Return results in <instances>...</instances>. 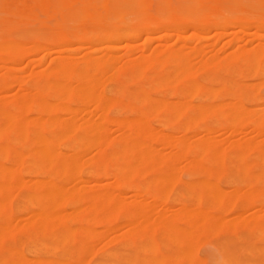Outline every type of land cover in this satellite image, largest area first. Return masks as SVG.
Wrapping results in <instances>:
<instances>
[{
    "label": "rangeland",
    "instance_id": "374dc122",
    "mask_svg": "<svg viewBox=\"0 0 264 264\" xmlns=\"http://www.w3.org/2000/svg\"><path fill=\"white\" fill-rule=\"evenodd\" d=\"M198 1L200 3V6H201V8H200L201 12L198 11L196 13V22L193 24L191 22L189 23V21L187 20L190 18V14L192 12L191 4L188 0H93V6L95 7L96 10L93 7L92 8L93 11L90 10L86 13V16L84 18L85 20L80 25L82 34L79 37L69 35L68 38H66V40L54 42L53 41L54 34H56L58 32L59 26H64V28H65L64 30L66 31V30H70L77 23V19H78L77 18L78 17L77 9L79 7H81V5H80L81 0H66L65 4H57L58 0H54L55 6L53 4H48L47 0H0V42L1 43H4L2 41H8V40L16 39V38L22 39L23 37H25L29 33V31L32 28L37 27V26H42L45 24L47 25V27L43 28L36 35V39L39 41L40 45L43 46V49L41 51H40V49L36 50L35 48L34 49L31 48L30 52L26 53V55H24L23 58H21L19 61L15 62V63L5 64L2 60V58H0V81H2L8 75L9 76L11 75V77H10L11 80L8 81V83L10 82V84H9V86L7 85L8 88L6 87L4 92L3 91L0 92V94H2V98H3V99L1 98L2 106L8 105V103L10 104V102L18 94H22V93H26V92L32 93L29 91H32V89L35 90V88L38 85H40V83L42 84V81L48 76L47 74L50 73V71L47 70L48 69L47 67H48V64L51 63V61H50L51 59H52V61H53V58L59 59V60H64V59L69 57L70 59H69L68 63H70V65L69 64L68 65L71 67V70H70L71 73L69 72V74H66L67 77L62 76L63 77L62 80L65 79L63 81L59 78V77H61V75L57 77L60 80L61 84H64L65 81L66 82L69 81V83L73 84L72 85L73 88L76 87L74 85L84 87V86H87L88 84H89V86L93 83L99 84V85L96 84L97 87L96 86L93 87L91 85V88L93 87L92 89H94L93 91L95 92V94H99V96H100V98L98 97L99 102L96 101V103H95L94 101H92L90 99L91 101L87 100V101H89V104H87L88 103L87 101L85 102L86 105L85 104L81 105V104L75 103V102L72 104V106L77 108L79 111L78 112L79 115L77 116L78 122H79V120H81V122H83V120H86L87 118H90V117L92 120H94L95 117L97 119H101V120H97L95 118L97 120V122H100V123H102L103 119H105V118L107 119L110 117L109 119L112 120L117 116L120 117L122 120H126L129 118L128 116H131V114H137V110L138 111L141 110L142 112L145 113L146 124H147L148 129L150 130L151 134H154V135H152V142H151L152 146H150L149 151L152 152L154 154V156L158 157V161L149 164V165L153 166L152 168H151V166L148 165L149 168L147 167V171L148 170H150V171H148L147 173H145L142 176H139L136 179L137 182H139V181L141 182V185H142V183L143 184L145 183L144 184L145 186L143 187L144 191H142V193H141V191H139V189L134 190V189L127 187L128 185H126V186L120 185L117 188H114V192L116 191L115 193H117V194H119V193L121 195L123 194L122 197H124V198H122L121 201H124L123 202L124 205H121V210H117V211H119V212L116 211L117 214H116V212H114V213L112 212V214H115L113 216H112V214H110L111 213L110 211H112V210H109V209H111L109 207L106 208V210L109 212H107L105 209H104V211H106V212H104L103 210L98 208V210L99 209L101 210V211L99 210L101 213L103 212V214H101V215L99 214L100 212L98 210L94 211L97 209V207L101 203H103L104 200L103 199L101 200L100 196L95 198V200H94V198H90V197H92V195H91L92 191L94 192L96 190L94 193H96V192L100 193V191H101V194H103V193H109L112 190V184H111L112 179H111V177H107V176L102 177L103 174H100V177L98 178V180L93 181L94 183L91 182L92 181L91 180V172L96 170V162L98 163V162L104 161L106 158L109 157L108 155H106V153L110 154V152L112 151V149L114 147V142L116 141V139H118L117 137H119L120 131L115 128L116 124H114L113 122H112L113 125L109 123L108 124L109 126L106 125L105 126L106 129H103L105 131V133L102 134L104 132L103 130H102L103 132L101 131L102 133H100L101 137L103 136L102 141L99 139V141H101V143L98 142V144L96 143L97 145L95 143H93V145H91L90 149L88 148L89 150L87 149L86 152L84 151L85 154L83 152L79 153V155L80 154L81 155L80 156L78 155V156L80 159H82L79 161H81L80 163L83 165V167H82V165L80 164L81 168H79V171H80L78 173L79 175L77 174L76 175L77 177L72 176L73 178H71L69 181L67 180L65 182L66 184H64L65 186L63 185L65 187L64 190L66 191L64 193H66V194L71 193V191L74 192L75 189H81V188L83 189L84 184L87 185V188H85V190L81 189L82 191L81 190L75 191L76 192V194H74V197L76 196L74 199L75 205L74 204L71 205L67 198H66L67 201H65L63 199L65 204L63 203V200H61V202H59V200H58V202H57V197L54 195V197L56 198L55 199L56 202L54 201V197H53L52 198L53 200L52 199H50V200L49 199L48 200L43 199L42 202L40 203V206H38L39 204H36V202H34V205H36V206H33V205L28 206L26 203V200H25V195L29 191H31L33 188H35L36 186H38L40 184H42L44 186H48L49 185L48 183H51V182L52 183H58L60 181V179L63 178L62 177L63 174H61L59 172H57V173L52 172L50 174V176L45 174L41 170H40L41 172L37 171V173L31 174V175L27 173V171H28L27 168H29L27 166H29L28 164H31V162H32L31 158H33V155H34V154L32 155V153H34L36 151V147H30L29 146V139L32 136V135H30V133L32 134V130L35 129L34 127H36V129L34 130L35 132L41 130V127H38L39 125H37V126L35 125L36 124L35 122L38 121L36 116L39 117L38 116L39 114H36V116H34L36 119L35 118L32 119L33 121H29V125H27V127H28L27 129L29 130V133H28L29 137L27 136L28 138L25 139V141L26 140L27 141L26 142L23 141V143L25 142L24 144L22 143L23 145H26L25 158L22 161V165H20V166L18 165L19 167L16 168L17 171L13 172V175L15 176V177L13 176V178H15V179H17V177L20 178V180H18V179L17 180L23 186L22 185H17V186L13 185V187H15V188L10 186L9 189H7L9 191L7 193V196H8V194L9 195L11 194L10 195L11 198H10V196H8L10 201L8 200V202H5V204H4V208L10 206L11 209L13 210V211L11 210L12 213H11V211L8 213V217L6 216L7 217L6 221H8V222L10 221L9 224L11 223V225L13 227H12V229H9V230H12V232L8 230L9 233H7L8 231H5V230H7V229H5L4 231L6 233L4 231H3L4 232L3 234H2V232L0 233V237L2 238V239L0 238L1 239L0 248H6L9 246V247H12L14 250L15 249L18 250V253L21 252L20 253L21 255L16 254L13 258H15L16 260L22 261L23 258H21V257L27 258V256H28L29 259H32V258L34 259L36 257V260H37V258H38V260L40 259L39 261L48 258L50 260L55 259L54 261H57V262L58 261L64 262L63 260H68V258L71 255L75 256L77 253H79L82 249L81 247H83V248L86 247V248H84L85 249L84 255L88 251L87 248H89L91 251L89 250L90 252H87L88 258L86 257L87 254H86V256H84L82 254L83 255L82 257H84V259L86 257V259H87V260H85L86 263H82V264H95L101 260V258L103 257L104 251H106V250L123 251L125 246L127 245V242H125L124 238L128 237L127 239L129 241L128 240L127 241L130 243V244L128 243L129 244L128 246L132 247V249H135V246L137 244H136L134 238L138 235H142L143 233L150 235V237L154 240L156 247H154L155 249L153 251H155L161 255H164V256L172 255V253H176L179 250V247L184 245L183 242H185L187 236L183 237V239H182L183 242H180L181 239L179 240L180 245H178V243H177V245H172V244L169 246L163 245V244H166L167 242H169L168 241V238H169L168 235L174 234V231L173 230L164 231L160 227L161 223H159V220L161 221V218H162V219H165L167 222H170L171 224L173 223L175 225L176 229L177 228L180 229V226H181L182 229H180L179 231L186 229V227H187V231H188L189 228H188V224H187L186 220L179 219V220L175 221V219H173L172 216L174 218H176V216H174V215H176L175 211H177V208L180 206L178 203L181 204L187 200V196H186V194L188 192L187 183H189V181L194 182V184H195L194 186L196 187V195L198 194L197 195L198 198L195 196L198 199V201H196V203H197L196 205L203 207V210H204L203 211V214H204L203 219L204 220L207 219L211 214L218 213L219 216L222 218V220H224L225 218H228V219H225V221H229V219L231 218L232 221L235 219L237 221L238 219L240 220V216H238V214H239V215H241V220H242L241 222L243 224L238 222L239 221L238 220L237 221L238 223L235 221V224H233L231 226L232 228L229 227L227 229L226 228H223V229L220 228L218 230L216 229L215 230L216 233L213 232L214 231L213 227L205 224V226H207V228H209V229L204 227L205 229L203 228L201 230V232L198 235L199 237L197 236L196 239L194 238L196 240V242L192 243V245L194 244V246H196V247L193 246L194 248L192 249L191 252L195 251L194 255L196 257L192 253L191 260L186 261L188 263H186L185 261H182V262H178V264H199V263L200 264H217L219 262V260L221 259V252H229L232 250L235 251L240 246L244 245V240L242 238L246 239V237L249 235L250 227L252 225L250 221L253 222L252 219H256L255 221L258 220L261 224H264V219H262V217H264V201H262V198H264V197H260V196H264V191H260V193H259V191H257L252 195V197H250V199L247 198V200L245 201V204H244L245 210L241 207L242 202H243V197L245 195L246 196L248 195L246 193H248L249 191L253 192V190H255L257 187L264 186V180L261 179L258 182L257 180H259V179L256 176L248 177L246 175V173H249V172L252 173L253 171L261 169L262 167H264V164H262L260 161L255 159L257 154H258V148H256V147H258V145L264 143V84H262V83H264V67H262V64H264V54H262L261 51H260V54H258L259 49H264V37H260L257 40L255 38V34H260V35L264 36V26H262V25H264V3H262V1H264V0H198ZM19 8L24 10V12L19 11L20 10ZM16 9H18V10H16ZM135 10L140 11V13H143V15L137 17ZM17 11H19L20 13H23V14L24 13L28 14V16L26 15V17L29 20H26L24 18L25 21L22 22L23 17H21V16H20V18H22V19L19 20L20 19L19 16L17 17L15 15V13H18ZM8 12H12V13H8ZM13 12H14V17L12 15ZM113 12H116V13L119 12L118 13L119 15L122 14L121 17L125 18L126 21H128V24L131 23L132 21H134V22L136 21V29H137V27H139V28L141 27L140 28L141 31H139L138 35L133 39H130V40L124 39V40H118V41L114 42L113 44L115 46H117L118 50L116 49V50H113V52H112L111 50H107V49L103 48L104 47L103 45H107V44H109V42H107V41L104 42L103 40H100V34L99 33H101V30H103V28L104 29H106L107 27L111 28L110 27L111 21L107 22L104 20V18L106 16V14L112 15ZM144 12H146L145 15H144ZM9 14H11L12 16L10 15L11 16L10 17ZM68 14H70V18H67ZM210 14L214 15L213 16L214 18L210 17L209 16ZM215 14H217L218 16L219 15H221V16L227 15L230 17L231 22L229 21V24L228 25L226 24L227 26H225L224 30L227 32L224 31L226 33V34L224 33V35H226V36L223 35L224 37H222V35L221 36L218 35V37H217L216 33L213 34V32H214L213 28H214V25H216L217 19H218L217 17H215L216 16ZM29 15H31L32 18ZM115 16H116L115 14L112 15L113 18ZM17 18H19V19H17ZM33 18L34 19L36 18L35 21L33 20ZM206 20H208L209 22ZM47 21H49V22H47ZM204 21H206V22H204ZM12 23H19L20 28L18 30H11L10 26ZM236 23H238L240 25L238 26V24H236ZM93 24H96L98 26V40H100V42L102 41L104 43L101 42L99 44V41H98V44L96 46V48H98V50L88 54V53H86L85 48L87 46L88 33H89L90 29L92 28ZM160 25H162V26H160ZM146 27L147 28L150 27V31L147 34L145 31L143 32V28H146ZM162 32H166V33H170V34L172 33V36H170L167 39V37H162ZM233 32H234V34H233ZM244 33H246V35ZM247 33H248V35H247ZM178 34L181 35L183 38H187L188 40L187 39L184 40V41L187 40V42L183 43L184 46L181 45L183 47H180L179 49L177 47L176 50L175 49L171 50V52L174 55H176V58L181 60L180 63H182L181 65L179 64V66L177 65L178 63L174 64V66H173V64L172 65L168 64L169 63V62H167L168 59H166L167 57H165L166 55L164 54L165 51H163L165 49L162 46H165V44L168 45V43L170 44L174 40L175 37L179 36ZM191 35L195 36V37L192 38ZM184 36H186V37H184ZM157 38H159V39H157ZM235 38L236 39L239 38L240 41L236 40ZM232 39L234 41L230 42V40H232ZM161 40H163V41H161ZM61 42H63V43H61ZM65 42H67V43H65ZM68 43H70V44H68ZM23 46L27 48L26 44H23ZM130 48H131V50H130ZM126 49H129V51ZM199 54H201V56ZM239 54L251 55L253 60H254L252 66L245 67V68L240 67L239 61L236 58ZM197 55L200 57H198ZM209 56L211 58H209ZM88 59L89 60L91 59V61H93L94 64L96 63L91 71L90 70L88 71L86 69V66H85V63ZM164 59L167 61H165ZM102 60L104 63L102 62ZM204 60H205V62H204ZM207 60H209V61H207ZM79 61H80V64H79ZM198 61H200L199 64H198ZM194 62H195V64H194ZM201 62H204V63L201 64ZM157 63H158V65H157ZM133 65L135 67H133ZM186 66L189 67L188 68L189 72L187 71L189 74L186 72L185 73L188 74L189 76H187L185 73H183L184 74V77H183V75L180 74V72L178 74V71H179L178 67L181 69V68H184ZM233 66H234V70H230V69H233ZM236 66H237V68H236ZM176 67H177V69H176ZM176 70H178L177 73H176ZM46 71H48L49 73H47ZM84 71L86 73L88 72V74L92 75L91 77H93V78L90 77V80L95 79L94 80L95 82L94 81L89 82V79H87L86 76H85L86 78L83 77L82 80H81V78H76V76H79L78 74H81ZM89 72H91V73H89ZM114 73H115V75H114ZM112 75H113V77H112ZM137 75H139V76H137ZM181 76L183 78H181ZM213 76H215V77H213ZM79 77H81V76H79ZM84 78L87 80H85ZM155 78L159 81L153 86L150 85L151 80H153ZM69 79L72 82H70ZM111 79H113V80H111ZM182 79H183V81H182ZM21 81L22 82L24 81V82L20 83ZM192 81H194V82H192ZM227 82L230 84L236 85L240 88L251 86L250 88L252 89L253 93L254 94L256 93L257 95H259L262 98V100L260 99L259 102H255V103L251 104L250 105L251 110L248 109L249 111L248 110L239 111L237 113L236 117L229 118L228 121L226 122V127L234 128L235 132L234 133L231 132V134H230V132H228L229 134L226 133L224 142L223 141L220 142V140H219L221 138L220 135L222 134V132L224 133L225 130L222 131L223 128L220 126L221 121L218 118V114H220V112L222 110H224L225 105L231 101H229L227 99L226 100L225 99H216V100L212 101L208 97V95H207L208 92L206 90H210V89L211 90H218L219 87L220 88L225 87ZM69 83H68V85H71ZM193 83H196L195 84L196 86H194ZM191 84H192V86H191ZM100 85L102 86L101 87L102 90L100 88ZM149 85L152 87H150ZM176 85H177V87H176ZM104 88L105 89L107 88V89L105 90ZM134 93H136V94L139 93L138 94L139 97L136 96V98L132 100L131 97L133 96ZM145 93L148 96L150 95V97H148L151 100L150 103L151 102L156 103V102H159V100L165 101V103H167L166 109L163 111V116H165L164 117L165 119L162 117L163 119L161 121H159L158 119L156 120V114L157 113L153 112V114H152V112L149 109L150 106L148 105L147 102H145L143 100V96L146 95ZM51 94L52 93L50 91H47V92L42 94V98L44 97L45 100H50ZM95 96H97V95H95ZM140 96L142 98L141 100L144 102H141ZM114 97L115 98L119 97L118 100L120 99L119 100L120 101V105H119L120 107L113 110L115 106L113 104L111 105V103L109 102L110 106L103 107L104 109L102 110L101 109V105H103L102 102L103 103H104V101L108 102L107 100L111 101V99L113 100ZM4 99H6L7 101H5ZM103 99H104V101H103ZM149 99H148V101H149ZM3 100H4V102H3ZM134 100H136V101L138 100V101L135 102ZM243 100H245V96L243 94L236 95L235 101L232 102V109L235 108L237 102L243 101ZM62 102L65 103L66 100H63ZM51 103H54V102L52 101ZM122 104H123V106H122ZM137 107H138V109H137ZM141 107H142V109H141ZM94 108L96 109L95 112H94V110H95ZM99 108L101 109V112H99V110H100ZM107 108H108V110H107ZM97 109H98V111H97ZM118 109H120V110L118 111ZM28 110H26L24 114L27 117L29 116L28 118H29V120H31V116L33 118V115H35V113L33 111H31L30 109H28ZM81 110L83 113L80 112ZM104 110H106V112ZM116 110H117V112H116ZM201 111H203L204 114L201 115V113H203ZM97 112H99V113H97ZM95 113H97V115ZM146 113H148V114H146ZM199 113H200V115H199ZM99 114L102 115V117H99ZM67 115H68L67 113H64V115L62 114L61 119H64V118L66 119ZM69 117H67V118H69ZM96 120H94V121H96ZM33 123H34V126H33ZM126 125H127V123H126ZM131 126H132V124H131ZM174 126L177 128L176 131L175 130L171 131L172 127H174ZM123 127H124V129L127 127L125 130L129 129L128 125L126 127L122 126V128ZM201 127H202V130H201ZM183 128H185V129L183 130ZM205 128L211 129L209 131H210V133L212 132L213 134H210L212 136V139H210V141L208 142L207 147H203L202 149L203 150L205 149L208 151V148L210 147L209 149L212 150L215 154H217V152L221 151V150H222V152L224 151V153L225 152L227 153V154L225 153L227 156H225L223 158L222 157L215 158L212 161L206 160L207 162L205 161V156H204L207 151L204 150V152H203V150H202L201 154L203 156L200 155V156H202V159L204 157L201 166L206 165V167H203V168L204 169L206 168V170H211L213 172L212 175L208 178V182H209V180H210V182L214 181L213 183H210V182L209 183L211 185L213 184L212 186H214V187L217 186L218 188L222 189V190L217 189L219 191L218 196L222 192L221 196L225 195V197H226L224 199V196H223L221 199L222 202L220 200L219 201L220 203L216 204L217 206L215 205V203L212 205L214 199L210 200V199L214 198V196H213L214 194L212 195V197H211V194L210 195H209V193L206 194V192H203V188H202L203 184L200 185L201 181L199 182V180H200L199 178L205 179V172L203 171L202 168H200L201 166L200 165L197 166V169H196V167H195L196 165L195 166L193 164L186 165L187 161H184L185 159H183V158H182V160L181 159L176 160V158L179 156V154H178L179 153V147L176 144L178 142V140L183 135H185V137H186L188 134V139L190 138V140H188V142H190V141L192 142L194 138L196 139V135H197V138L199 137L198 135L201 132L202 133L200 134L199 138H206V136H207L206 131L207 130H205ZM257 128H259L260 131ZM65 131L66 130H62V132L59 131V133L57 132L58 135L61 133L62 135L60 134V136L63 138L62 140L60 138V141L58 140L59 142H57V140H56V142L54 143L55 152H57L58 154L66 153V151L68 152L70 150L69 148L72 149V146H74L73 143L63 141L69 135L68 130L66 131L68 133H66ZM195 131L198 133L196 134ZM203 131H205L206 133ZM64 132H65V134H63ZM129 133H130V135H129ZM129 133H127V135H124V138H122L123 135H121L122 143L123 142L126 143L128 140L130 141L131 138H134V137L135 138H138V137L141 138L140 134H138L136 132H134V133H136L137 135L134 134L133 131L129 132ZM66 134H68V135L66 136ZM132 134H134V136ZM63 136H65V137H63ZM226 139H227V141H226ZM164 140L167 141V145L169 144L168 147H167V145H166V147H161V143L164 142ZM244 143H247L249 147L251 146L252 150L250 151L251 153L247 156L246 161H244V163L240 164V166L243 167L242 171L244 173V175L242 177V181L226 183L225 182L226 174L231 170V164L233 163V158H232L233 154L232 153L237 152L236 150H238V145H240V144L242 145ZM189 144H191V143H189ZM229 144L230 145L232 144V145L230 146ZM94 145H95V147H94ZM96 147L97 148L99 147L98 148L99 154L97 153ZM28 153L30 154V156ZM228 153H230V155L232 154V157ZM175 154H178V155L176 156ZM31 155H32V157H31ZM175 156H176V158H175ZM27 157H30V158H27ZM85 160H87V161H85ZM89 160H91V161H89ZM167 160H170L173 167H174V170H175L174 178L176 177V180L174 182L175 184H173V186L170 188L171 190L167 191L166 190L167 188H164L165 191H163L162 189H160V190H162L161 191L162 194H161L160 190L157 189L156 186L154 185V181H155V179H157L156 176L161 175L159 173V170L165 164V162H167ZM93 161H96V162L94 163ZM1 162H2V160L0 159V163ZM25 162H26V164L23 165V163H25ZM83 162L85 164H83ZM173 163H175V164H173ZM88 165H90V166H88ZM22 166L25 169H23ZM140 166H142V165H140ZM207 168H209V169H207ZM188 172H191V174ZM59 174H61V175H59ZM151 177H153V179ZM178 178H180V180ZM181 179L185 180L187 183L185 181L181 182ZM176 181H178V183H176ZM0 182H1V177H0ZM88 182H90L89 184H92L90 186L93 188H91L90 186L88 187V185H89V184H87ZM150 182H152V183H150ZM184 182L186 183V185ZM66 185H67V187H66ZM124 186L127 188H125ZM243 186H246V187L242 188ZM68 187H69V189H68ZM240 188H241V192L243 191L242 192L243 193L242 198L238 197V198L231 200L230 194L235 192V191H231V190H233V189L234 190H236V189L240 190ZM86 189H88V190H86ZM147 189L150 190L151 192L146 193L145 191L148 192ZM68 190H70V191H68ZM152 190H153V192H152ZM175 190L177 192H175ZM186 190H187V192H186ZM225 190H226V192H231V193L228 194L225 192ZM78 191H79V193H78ZM135 191H137V193ZM223 192H224V194H223ZM117 194L115 196H117ZM120 194L118 196H120ZM154 194H155V196H154ZM249 195L251 196V193ZM17 196H18V198H17ZM216 196H217V194H216ZM8 197H6V198H8ZM84 197H85V199H84ZM86 197H87V199L89 198V201L86 200ZM247 197H249V196H247ZM196 198L194 199L193 202H195ZM120 199H121V197H120ZM127 199H128V201H127ZM132 199L135 200L133 208L134 209L136 208L135 211L138 212V213H136V215L140 214V211L137 210L138 208H140V210L143 209L142 208L143 206H141L142 205L141 203H143L144 207H145V210L143 211L144 213L150 211L149 215L150 214L151 215L148 216V213H147V217L145 216V214L143 212H141L142 214L140 216H142V217H140V218H142L143 222H145L151 218V220H149L150 222H148L150 225H152L155 222V220H156L157 224H159L157 226V224H155L156 223L155 222L153 224V226H151L152 228L154 227L152 230V233H151V231H149L150 229L148 230V229L142 228V227H146V226L149 227L150 226L149 224H148L149 225L148 226L147 223L145 222L146 224L145 223L144 224L146 226H143L144 224H141L142 225L141 226L138 222L139 221L138 219H137V221H135L137 216L134 215L136 217V218L134 217V219H133V217L127 216V210L132 208V201H133ZM217 199L218 198H216V200ZM146 200L148 201L149 204L147 203ZM159 200H162L163 203H161L162 201H160L158 203ZM216 200H215V202H216ZM0 201L4 202V201H7V199L2 198V199H0ZM95 201H97V202H95ZM126 201L129 202L130 205ZM136 201H138V202H136ZM140 201H141V203L139 204ZM233 202H234V205L231 204ZM56 203H58L57 206L59 204L61 205L62 203L64 205L62 204L61 205L62 207L61 206L57 207L55 205ZM73 203H74V201H73ZM123 203L121 202V204H123ZM125 203H127V204H125ZM135 203H137V205ZM226 203H228V205ZM54 205L56 206L55 208H54ZM69 205H70V207H68ZM176 205H178V206H176ZM88 206L91 208L93 207L92 209H94V206H96V208L94 210H92ZM124 206H125V208H124ZM126 206H128V207H126ZM204 206H206V207L208 206V208L206 209V207H204ZM38 207L39 208L41 207V209H39ZM218 207H221V209H220L221 211L218 210ZM26 208H29L30 212L32 211V213H31L32 216H33V214L35 215L40 210H43V209L44 210H48V209L50 210L51 209V211L53 209H55L56 211L55 210H53V211H54L56 217L59 214V217L56 219L57 221L59 220V223L57 224V221H55L56 223L52 222L51 225H50V223H47L45 228H42V230L44 229L43 231L39 230L33 236H30L29 231H28L30 229H28V228L30 227V225L33 222V220L31 219L33 217H30L31 220L29 219V217L24 218L25 215L23 214L22 210H24ZM87 208H89L91 210V212L89 209L86 211ZM217 210H218V212H217ZM16 211H18V212H16ZM35 211H37V213H33ZM93 211H94V213H93ZM125 211H126V213H125ZM88 212H90V214H88ZM104 213H105V215H104ZM64 214H65V216H64ZM72 214H73V216H72ZM161 214H162V216H161ZM247 214H249L250 217ZM22 215H24V216H22ZM68 215H71L72 218ZM159 215H160V217H159ZM206 215H207V218H206ZM83 216L84 217L86 216V217L83 218L82 222L79 221L81 219V217H83ZM125 216H127V217H125ZM234 216H236V217L233 219ZM87 217H88V222L87 221L83 222L84 219H86ZM101 217H103V220L101 219ZM167 217L169 220H167ZM67 218H69V219H67ZM93 218H95L96 220ZM126 218L128 220H126ZM143 218L146 220L144 221ZM100 219L102 220L101 222H100ZM132 219L136 222L135 224L137 225V223H138L141 226V228L138 226L139 228L136 229L137 228V226H136L134 232L130 231L131 234H127V232L122 234L121 231L125 232V226L127 225V223L129 222L128 224H130V222H131V224H132V222H134ZM90 220H91V222H90ZM152 220H154V221H152ZM76 221H77V223H76ZM28 222H30L28 225L25 224ZM90 223H93V224H90ZM140 223H142L141 219H140ZM15 224L18 227H20V226L21 227L20 228L17 227L18 228V230H17ZM18 224H20V226ZM52 224H54L55 226ZM241 224H242V226H241ZM62 226H64V227H62ZM66 227H68V228H66ZM70 227H74L73 230L75 229V227L76 228L80 227V230L82 229V227L84 229L87 228V229H89V231H92V233L88 232V234L93 235V236L91 237L89 235L90 236L89 237L87 235V238H86L85 235L82 236L83 234H80V235L78 234V232H80V230L78 231L77 229H75L74 233L76 232L75 234H76L77 238L75 237V238L64 239L62 235L64 234L65 229H72ZM15 229L17 230L16 232H15ZM119 229H121L120 232H118ZM210 229H212V231ZM20 230H23L22 234H20L21 233V232H19ZM106 230H108V231H106ZM159 230L161 233L159 232ZM112 231H113V234H112ZM138 231H139V233H138ZM141 231L143 233H141ZM177 231H175V232H177ZM103 232L104 233L106 232V233L104 234ZM107 232L108 233L110 232L109 236L111 235V237H109L107 235L108 234ZM130 232H128V233H130ZM170 232H171V234H170ZM99 233H101V234L99 235ZM102 233L104 236L102 235ZM134 233L136 234V236H134L135 235ZM155 233H156V235L154 236ZM212 233L214 236L212 235ZM4 234H6V235H4ZM115 234H118L123 238L116 235L118 237V239L115 240L117 238V237L114 238ZM126 234H127V237H124V236H126ZM17 235H18V238H17ZM78 236L80 238H78ZM83 237H85V238H83ZM129 237H131V238H129ZM20 238H21V240H20ZM60 238H62L63 240L61 241ZM108 238H113V239H108ZM29 239H30V241H29ZM165 239H166V243H165ZM109 240H110V242H109ZM39 242H41V244H39ZM59 242H61V243H59ZM83 242L85 244H87V246H85V244H83L84 245L83 246L82 245ZM123 243H125V244H123ZM47 245H50V247H52L50 249V251H47L46 247H43V246H47ZM104 245H106V246H104ZM117 246H119V247H117ZM164 246H166V247L163 249ZM191 246H190V250H191ZM32 247L35 248V250H34L35 254L33 252H31L32 249H30V248H32ZM79 247L81 249H79ZM27 248H29V249L27 250ZM194 249H196V250H194ZM26 252L28 253V255ZM92 252H93V254H91ZM147 252H149V249ZM191 252H190V255H191ZM145 253L146 252H144V253L142 252V256ZM89 254H91L90 255L91 257L89 256ZM165 254H168V255H165ZM5 256H6L5 251H3V250L0 251V260L2 258H4ZM75 257H77L79 260L81 258V261H84L82 259L80 253ZM79 260H78V263L81 262ZM95 260H97V261H95ZM168 262L169 261H167L165 263H168ZM170 262L172 264L174 263L173 260ZM78 263H76V264H78ZM165 263H163V264H165ZM171 263H168V264H171ZM37 264H44V263L41 261V262H38ZM140 264H142V263H140ZM175 264H177V263L175 262Z\"/></svg>",
    "mask_w": 264,
    "mask_h": 264
},
{
    "label": "bare ground",
    "instance_id": "6f19581e",
    "mask_svg": "<svg viewBox=\"0 0 264 264\" xmlns=\"http://www.w3.org/2000/svg\"><path fill=\"white\" fill-rule=\"evenodd\" d=\"M189 2H190V4H191V9H192V12H191V14H190V18L189 19H187L188 21H189V23L191 22V23H195L196 22V13L199 11V12H201L200 11V8H201V6H200V3H199V1L198 0H188ZM202 2V1H201ZM47 3L48 4H53L54 6H55V3H54V0H47ZM66 3V0H58V3L57 4H65ZM237 3V2H236ZM262 3H264V1H262ZM25 4V3H24ZM81 7H79L78 9H77V11H78V19H77V23L70 29V30H64L65 28H64V26H59V30H58V32L56 33V34H54V38H53V41L54 42H57V41H63V40H66V38H68V36L69 35H71V36H75V37H79L81 34H82V32H81V28H80V25H81V23L85 20L84 18H85V16H86V13L88 12V11H90V10H92V8L94 7L93 6V0H81ZM203 5V4H202ZM189 6V5H188ZM15 7V6H14ZM31 7V6H30ZM16 8V7H15ZM23 8V7H22ZM20 9V8H19ZM94 9H95V7H94ZM163 9V8H162ZM190 9V10H191ZM16 10H18V9H16ZM96 10V9H95ZM19 11H23L24 12V10H22V9H20ZM19 11H17L18 13H15V15L18 17L19 16V18H20V16L21 17H23V20H22V22L23 21H25V19L26 20H29V19H27V17H26V15L28 16V14H26V13H20ZM27 11V10H26ZM93 11V10H92ZM207 12V11H206ZM218 12V11H217ZM8 13H12V12H8ZM119 13V12H118ZM118 13H116V12H113V14L112 15H116L114 18L112 17V15L111 14H106V16H105V18H104V20L105 21H111V28H106V29H104L103 28V30H101V33H99L100 34V40H103L104 42L105 41H107V42H109V44H107V45H103L102 47L104 48V49H107V50H111L112 52H113V50H118V48H117V46H115L113 43L114 42H116V41H118V40H124V39H128V40H130V39H133V38H135L137 35H138V32L139 31H141V27L139 28V27H137V29H136V21L134 22V21H132L131 23H129L128 24V21H126V19L125 18H122L121 17V15H119ZM135 13H136V16L137 17H139V16H142L143 15V13H140V11H138V10H135ZM31 14V13H30ZM146 14V12H144V15ZM150 14V13H149ZM212 14V13H211ZM209 15L210 17H212V18H214L213 16L214 15ZM6 15V14H5ZM11 14H9V16H10ZM13 17H14V12H13ZM11 15V16H12ZM95 15V14H94ZM135 15V14H134ZM148 15V14H147ZM216 16L215 17H217L218 19H217V23H216V25H214V28H213V30H214V32H213V34L214 33H216V35H217V37H218V35L219 36H221L222 35V37H224V36H226V35H224V33L225 32H227V31H225L224 29H225V26H227L228 24H229V21H230V17L229 16H227V15H217V14H215ZM8 16V15H7ZM10 16V17H11ZM25 16V17H24ZM29 16H31V15H29ZM124 17V16H123ZM136 17V18H137ZM19 18H17V19H19ZM25 18V19H24ZM31 18H32V16H31ZM67 18H70V14H68V16H67ZM135 18V19H136ZM22 18H20L19 20H21ZM36 19V18H35ZM35 19L33 18V20L35 21ZM140 19V18H139ZM103 20V19H102ZM137 20V19H136ZM232 20V19H231ZM37 21V20H36ZM40 21V20H39ZM138 21V20H137ZM206 21H208V20H206ZM206 21H204V22H206ZM44 22V21H43ZM47 22H49V21H47ZM209 22V21H208ZM231 22V21H230ZM243 23V22H242ZM106 24V23H105ZM227 24V25H226ZM236 24H238V23H236ZM244 24V23H243ZM152 25V24H151ZM157 25V24H156ZM155 25V26H156ZM240 24H238V26H239ZM149 26V25H148ZM154 26V27H155ZM160 26H162V25H160ZM262 26H264V25H262ZM45 27H47V25L45 24V25H42V26H37V27H34V28H32L30 31H29V33L25 36V37H23L22 39H19V38H16V39H12V40H8V41H2V42H4V43H1L0 44V58H2V60H3V62L5 63V64H8V63H15V62H17V61H19L21 58H23L24 57V55H26V53H28V52H30L31 50V48H35L36 50H39L40 49V51L43 49V46L42 45H40V43H39V41L36 39V35L43 29V28H45ZM88 27V26H87ZM143 27V26H142ZM152 27V26H151ZM20 28V26H19V23H12L11 24V26H10V29L11 30H18ZM158 28V27H157ZM152 30V29H151ZM146 32V34L147 33H149V31H150V27L149 28H143V32ZM225 31V32H224ZM142 32V33H143ZM167 32V31H166ZM166 32H162V37H167V39L170 37V36H172V33L170 34V33H166ZM230 32V31H229ZM175 34V33H174ZM195 34V33H194ZM212 34V35H213ZM226 34V33H225ZM233 34H234V32H233ZM245 35H246V33H244ZM179 35V34H178ZM196 35V34H195ZM224 35V36H223ZM247 35H248V33H247ZM19 36V35H18ZM192 36V35H191ZM197 36V35H196ZM184 37H186V36H184ZM193 37H195V36H192V38ZM201 37V36H200ZM260 37H264V36H262V35H260V34H255V38H256V40L258 39V38H260ZM254 38V39H255ZM157 39H159V38H157ZM185 39H187V38H183L181 35H179V36H177V37H175L174 38V40L169 44L168 43V45H166L165 44V46H162L165 50H163V51H165L164 52V54L166 55L165 57H167L166 59H168V61L167 60H165V61H167V62H169L168 64H173V66H174V64H176V63H178L177 65L179 66V64L181 65L182 63H180V59H177L176 58V55H174L172 52H171V50L173 49H175L176 50V48L178 47V49L180 48V47H183L184 45H183V43L184 42H187V40L186 41H184ZM236 39V38H235ZM100 40H98V26L96 25V24H93L92 25V28L90 29V31H89V33H88V39H87V46H86V53H92V52H94V51H96V50H98V48H96V46H97V44H98V41H99V44L102 42H100ZM219 40V39H218ZM236 40H239L240 41V39L238 38V39H236ZM161 41H163V40H161ZM165 41V40H164ZM216 41V40H215ZM232 41H234L233 39L232 40H230V42H232ZM104 42H102V43H104ZM60 43V42H59ZM61 43H63V42H61ZM65 43H67V42H65ZM76 43V42H75ZM78 43V42H77ZM23 44H26L27 45V48L26 47H24L23 46ZM68 44H70V43H68ZM163 45V44H162ZM181 45H183V46H181ZM129 48V47H128ZM103 49V50H104ZM168 49V50H167ZM126 50H128L129 51V49H126ZM130 50H131V48H130ZM170 50V51H169ZM56 51V50H55ZM105 51V50H104ZM202 51V50H201ZM260 51H261V53L262 54H264V49H259V52H258V54H260ZM127 52V51H126ZM212 53V52H211ZM213 54V53H212ZM261 54V55H262ZM200 56H201V54H199ZM4 56V57H3ZM196 56V55H195ZM198 56V55H197ZM200 56H198V57H200ZM212 56V55H211ZM209 58H211L210 56H209ZM237 60L239 61V64H240V67H250V66H252V64H253V58H252V56L251 55H249V54H239L237 57ZM69 57L68 58H66V59H64V60H59V59H55V58H53V61H52V59L50 60L51 61V63L50 64H48V71H50V73L48 72V71H46L47 73H49V74H47L48 76L42 81V84L40 83V85H38L36 88H35V90L34 89H32V91H29V92H32V93H22V94H18L11 102H10V104L8 103V105H3L2 106V101H1V98H2V94H0V159L2 160V162L0 163V177H1V182H0V199H2V198H5V199H7V201H4V202H2V201H0V233L2 232V234L5 232V231H8L9 229H12V225H11V223L9 224V222L8 221H6L7 220V217H8V213L12 210L11 209V207L10 206H8V207H6V208H4V204H5V202H8V200H9V197L8 196H10L9 194H8V196H7V193L9 192L7 189H9V187L11 186V187H13V185L14 186H17V185H22L18 180H20V178H18L17 177V179H15V178H13V172L14 171H17V167H19L20 165H22V161L24 160V158H25V155H26V152H25V148H26V145H23L26 141H25V139H27L29 136H28V133H29V130L27 129L28 127H27V125H29V121H33L32 119H34L35 117L34 116H36V114H39L38 116L39 117H37L36 116V118L38 119V121H36L35 123V125L37 126V125H39L38 127H41V130H39V131H34L35 129H36V127H34L35 129H33L32 130V134L30 133V135H32L31 136V138L29 139V146L30 147H36V151L34 152V153H32V155H33V158H31L32 159V162H31V164H28L29 166H27V167H29V168H27L28 169V171H27V173L28 174H35V173H37V171H39V172H44L45 174H47V175H49L50 176V174L52 173V172H59V173H61V174H63V178H59L60 179V181L58 182V183H48L49 185L48 186H44V185H42V184H40V185H38V186H36L35 188H33L31 191H29L26 195H25V200H26V203H27V205L28 206H30V205H33V206H36V205H34V202H36V204H39L38 206H40V203L42 202V200L43 199H52L53 197H54V195L57 197V202H58V200H59V202H61V200H65V201H67V199H68V201H69V203L72 205V204H74L75 205V197H74V194H76V192L75 191H77V190H81V189H75V191L73 192V191H71V193H69V194H66V193H64V192H66L64 189H65V185L64 184H66L65 182L68 180H70L71 178H73L72 176H76L80 171H79V168H81V161H79V160H82V159H80L79 158V156L81 155H79V153L80 152H83L84 153V151L86 152L87 151V149L89 148L90 149V147H91V145H93V143H97L98 144V142H100L101 143V141L103 140V136L101 137V134L100 133H102L104 130L103 129H106V125H108L109 123L110 124H112L113 125V123L114 124H116L115 125V128L116 129H118L119 131H120V133H119V137H117L118 139H116V141L114 142V147H113V149H112V151L110 152V154L108 153H106V155H108L109 157L108 158H106L104 161H101V162H96V161H93L94 163L96 162V170L95 171H92L91 172V182H93V181H95V180H98V178L100 177V174H103L102 175V177L103 176H107V177H111V179H112V182H111V184H112V190L109 192V193H103V194H101V191H100V193H94L93 191H92V197H90V198H94V200H95V198H97L98 196H100V199L102 200H104L103 201V203H101L98 207H97V209L96 210H94L95 208H96V206H94V209H92L91 207H89L90 209H92V210H94V211H97L98 210V208H100L101 210H103L104 211V209L106 210V208L107 207H109V208H111V209H109V210H112V211H110L111 213L110 214H112V212L114 213V212H116L117 210H121V205H124V201H121L122 200V198H124V197H122L123 196V194L121 195L120 193V196H118L119 194H117V193H115L114 192V188H117L118 186H120V185H128L127 187H129V188H131V189H134V190H138L139 189V191H141V193H142V191H144V189H143V187L145 186L143 183H142V185H141V182L139 181V182H137L136 181V179L139 177V176H142V175H144L145 173H147L148 171H150V170H148L147 171V167H148V165L149 164H151V163H153V162H156V161H158V157H156V156H154V154L152 153V152H150L149 150H150V146H152L151 145V142H152V135H154V134H151V132H150V130L148 129V127H147V124H146V116H145V113L144 112H142L141 110L140 111H138L137 110V114H131V116H128L129 118L128 119H126V120H122L120 117H115L114 119H112V120H110L109 118H105V119H103V122L102 123H100V122H97V120H101V119H97L96 117V119L94 118V120H96V121H94V120H92L91 119V117L90 118H87L86 120H83V122H81V120H79V122H78V120H77V116L79 115L78 114V109L77 108H75V107H73L72 106V104L75 102V103H79V104H81V105H83V104H85V102L87 101V100H92V101H94L95 103H96V101H98V97L100 98V96H99V94H95V92L93 91L94 89H92L93 87H97V85H99V84H97V83H93V84H91L93 87L91 88V85L89 86V84L87 85V86H84V87H80V86H77V85H74V86H76V87H74L73 88V84H71V83H69V81H65L64 82V84H61V82H60V80L57 78L58 76H60L61 75V77H59L61 80H62V78L63 77H67V75L66 74H69V72H70V70H71V67L69 66L70 65V63H68V61H69ZM200 59V58H199ZM198 59V60H199ZM214 60V59H213ZM212 60V61H213ZM82 61V60H81ZM207 61H209V60H207ZM215 61V60H214ZM232 61V60H231ZM237 61V62H238ZM85 62V61H84ZM102 62H103V60H102ZM114 62V61H113ZM161 62V61H160ZM164 62V61H163ZM199 62L200 61H198V64H199ZM204 62H205V60H204ZM204 62H201V64L202 63H204ZM104 63V62H103ZM159 63V62H158ZM158 63H157V65H158ZM236 63V62H235ZM69 64V65H68ZM79 64H80V61H79ZM96 64V63H95ZM95 64H94V62L93 61H91V59L89 60H87L86 61V63H85V66H86V69L89 71H91L92 70V68L95 66ZM160 64V63H159ZM194 64H195V62H194ZM212 64V63H211ZM148 65V64H147ZM165 65V64H164ZM210 65V64H209ZM214 65V64H213ZM28 66V65H27ZM146 66V65H145ZM162 66V65H161ZM176 66V65H175ZM133 67H135L134 65H133ZM158 67V66H157ZM181 67V66H180ZM262 67H264V64H262ZM175 68V67H174ZM188 68L189 67H184V68H179L178 67V69H179V71L178 70H176V73H177V71H178V74H179V72H180V74H182L183 75V77H184V74L183 73H188L189 71H188ZM236 68H237V66H236ZM176 69H177V67H176ZM230 69V68H229ZM164 70V69H163ZM230 70H234V66H233V69H230ZM116 71V70H115ZM188 71V72H187ZM163 72V71H162ZM71 73V72H70ZM85 73V74H84ZM89 73H91V72H89ZM185 73V74H186ZM230 73V72H229ZM83 74V75H82ZM134 74V73H133ZM189 74V73H188ZM188 74H186L187 76H189ZM79 76H81V77H79V76H76V78H81V80H82V78L83 77H87V79H89V82L91 81V82H93L94 80L92 79V80H90V77L92 76V75H90V74H88V72L86 73L85 71L83 72V73H81V74H78ZM114 75H115V73H114ZM118 75V74H117ZM136 75V74H135ZM177 75V74H176ZM185 75V76H186ZM63 76V77H62ZM69 76V75H68ZM137 76H139V75H137ZM10 77H11V75L9 76H7V77H5L2 81H0V92H4V90L6 89V87L8 88V86H9V84H10V82L8 83V81L9 80H11L10 79ZM85 77V78H86ZM112 77H113V75H112ZM144 77V76H143ZM182 76H181V78H183ZM213 77H215V76H213ZM84 78V79H85ZM91 78H93V77H91ZM186 78V77H185ZM83 79V80H84ZM87 79H85V80H87ZM144 79V78H143ZM41 80V79H40ZM63 80H65V79H63ZM62 80V81H63ZM68 80V79H67ZM70 80V79H69ZM80 80V81H81ZM111 80H113V79H111ZM97 81V80H96ZM159 80H157L156 78L155 79H153V80H151V83H150V85H155L157 82H158ZM182 81H183V79H182ZM216 81V80H215ZM24 82V81H23ZM22 81L20 82V83H23ZM70 82H72L71 80H70ZM88 82V81H87ZM95 82V81H94ZM98 82V81H97ZM112 82V81H111ZM192 82H194V81H192ZM191 82V83H192ZM19 83V82H18ZM19 83V84H20ZM66 83V84H65ZM68 83L69 84H71V85H68ZM99 83V82H98ZM26 84V83H25ZM97 84V85H96ZM196 83H193V85L194 86H196L195 85ZM262 84H264V83H262ZM8 85V86H7ZM149 85V86H150ZM89 86V87H88ZM152 86H150V87H152ZM191 86H192V84H191ZM102 86L100 85V88H101ZM176 87H177V85H176ZM179 87V86H178ZM251 87V86H250ZM249 86L248 87H244V88H240V87H238V86H236V85H233V84H230V83H228L227 82V84H226V86L225 87H222V88H220L219 87V89L218 90H206L208 93H207V95H208V97L210 98V100H216V99H227V100H229V101H231V102H228L226 105H225V107H224V110H222L221 112H220V114H218V118H219V120L221 121V123H220V126L223 128L222 129V131L223 130H225V132L223 133L222 132V134L220 135V142H224V140H225V134L227 133V134H229L228 132H230V134H231V132L232 133H234L235 132V129L234 128H232V127H226V122L228 121V119L229 118H232V117H236L237 116V113L239 112V111H245V110H248V109H250V105L251 104H253V103H255V102H259L260 101V99L262 100V98L259 96V95H257L256 93L254 94L253 93V91H252V89L250 88ZM254 88V87H253ZM105 89V88H104ZM107 89V88H106ZM105 89V90H106ZM101 90H102V88H101ZM47 91H50L52 94H51V96H50V100H45L44 99V97L42 98V94L43 93H45V92H47ZM47 94V93H46ZM139 94V93H138ZM138 94H136V93H134L133 94V96L131 97V99L133 100V99H135L136 98V96H138ZM146 94V93H145ZM238 94H243L244 96H245V100H243V101H239V102H237V104H236V106H235V108H233L232 109V102L233 101H235V96L236 95H238ZM95 95H97V96H95ZM105 97V96H104ZM139 97V96H138ZM148 97H150V95L148 96L147 94L146 95H144L143 96V100L145 101V102H147L148 103V105L150 106V111L152 112V114H153V112L155 113H157L156 114V120L158 119L159 121H161L165 116H163V111L166 109V106H167V103H165V101H161V100H159V102H156V103H150V99L148 98ZM108 98V97H107ZM119 98V97H118ZM118 98H115L114 97V99L112 100L111 99V101L110 100H107L108 102H106V101H104V99H103V101H104V103L102 102V104L103 105H101V109L103 110L104 108L103 107H108V106H110V103H111V105L113 104L115 107H114V109L113 110H115V109H117L118 107H120L119 105H120V99L118 100ZM3 99V98H2ZM106 99V98H105ZM116 99V100H115ZM142 98H141V96H140V100H141ZM148 99H149V101H148ZM5 101H7L6 99H4ZM4 100H3V102H4ZM63 100H66V102L64 103V102H62ZM90 100V101H91ZM100 100V99H99ZM139 100V99H138ZM137 100V101H138ZM147 100V101H146ZM54 102V103H51V102ZM135 102H137L136 100H134ZM144 101H142L141 100V102H144ZM88 103L87 104H89V101H87ZM99 102V101H98ZM110 102V103H109ZM109 103V104H108ZM94 104V103H93ZM131 104V103H130ZM138 104V103H137ZM86 105V104H85ZM107 105V106H106ZM129 105V104H128ZM132 105V104H131ZM122 106H123V104H122ZM139 107V106H138ZM138 107H137V109H138ZM75 108V109H74ZM28 109H30L31 111H33L34 113H35V115H33V118H32V116H31V120H29V116L27 117L24 113H25V111L26 110H28ZM77 109V110H76ZM95 109V108H94ZM100 109V108H99ZM101 109L99 110V112H101ZM141 109H142V107H141ZM80 110V109H79ZM83 110V109H82ZM82 110L80 111V112H82ZM107 110H108V108H107ZM120 109H118V111H119ZM251 110V109H250ZM29 111V110H28ZM96 111V109L94 110V112ZM97 111H98V109H97ZM105 112H106V110H104ZM249 111V110H248ZM37 112V113H36ZM99 112H97V113H99ZM103 112V111H102ZM116 112H117V110H116ZM148 112V111H147ZM201 112H203V111H201ZM64 113H67L68 115H67V117H69V118H67L66 117V119L64 118V119H61V116H62V114L64 115ZM83 113V112H82ZM97 113H95L96 115H97ZM104 113V112H103ZM71 114V115H70ZM81 114V113H80ZM92 114V113H91ZM146 114H148V113H146ZM202 114H204V112L203 113H201V115ZM199 115H200V113H199ZM93 116V115H92ZM148 116V115H147ZM98 117V116H97ZM99 117H102V115H100L99 114ZM127 117V116H126ZM163 117V118H162ZM35 118V119H36ZM213 118V117H212ZM85 119V118H84ZM165 119V118H164ZM215 119V118H214ZM164 121V120H163ZM191 121V120H190ZM215 121V120H214ZM113 122V123H112ZM31 123V122H30ZM126 123H127V125H128V127H129V129L128 130H125L127 127V125H126ZM135 123V124H134ZM149 123V122H148ZM131 124H132V126H131ZM214 125V124H213ZM33 126H34V123H33ZM109 126V125H108ZM122 126H125L126 128L124 129V127L122 128ZM32 127V126H31ZM37 127V128H38ZM118 127V128H117ZM199 127V126H198ZM197 127V128H198ZM39 129V128H38ZM176 127L174 126V127H172V130L171 131H176ZM185 128H183V130H184ZM204 129V128H203ZM258 130H259V128H257ZM261 129V128H260ZM61 131L62 132V130H68V132H66V133H68V134H66V136H67V138L65 139V140H63V141H67V142H70V143H73V145L74 146H72V149L71 148H69L70 150L67 152L66 151V153H63V154H58L57 152H55V149H54V147H55V145H54V143L56 142V140H57V142H59L60 141V138H61V140L63 139L61 136H60V134L58 135L57 134V132L59 133V131ZM103 130V131H102ZM200 130V129H199ZM198 130V131H199ZM201 130H202V127H201ZM205 130H207L206 132H207V136H206V138H199L200 137V134L202 133H199V137L197 138V135H196V139L194 140L193 139V141L191 142H188V140H190V138L188 139V134H187V136L185 137V135H183L179 140H178V142L176 143L177 144V146L179 147V158L177 157L176 158V156L178 155V154H175L176 156H175V158H176V160H179V159H181L182 160V158L183 159H185L184 161H187L186 163V165H188V164H193L195 167H196V169H197V166H201V164H202V161H203V159H204V157H203V159H202V154H201V152H202V148L203 147H207V145H208V142L210 141V139H212V136L210 135V134H213L212 132L210 133V131L209 130H211V129H206L205 128ZM257 130V131H258ZM102 131V132H101ZM118 131V132H119ZM133 131V133L134 132H136V133H138V134H140V137L141 138H139L138 136V138H131V140L127 143H122V139H121V135H123V137L122 138H124V135H127V133H129V132H132ZM260 131V130H259ZM65 132L63 133V134H65ZM196 132V131H195ZM203 132H205V131H203ZM205 132V133H206ZM105 133V131L102 133V134H104ZM136 133H134V134H136ZM198 132H196V134H197ZM221 133V132H220ZM14 134V135H13ZM134 134H132L133 136H134ZM172 134V133H171ZM170 134V135H171ZM62 135V134H61ZM129 135H130V133H129ZM137 135V134H136ZM28 136V137H27ZM105 136V135H104ZM211 136V137H210ZM63 137H65V136H63ZM154 137V136H153ZM99 139L101 140V141H99ZM202 139V140H201ZM59 140V141H58ZM23 141H25L24 143H23ZM226 141H227V139H226ZM229 141V140H228ZM23 143V144H22ZM189 143H191V144H189ZM226 143V142H225ZM96 144V145H97ZM233 144V143H232ZM231 144V145H232ZM166 145H167V141L166 140H164V142H162L161 143V147H166ZM230 145V144H229ZM230 145V146H231ZM258 145V144H257ZM66 146V145H65ZM169 146V144L167 145V147ZM176 146V147H177ZM229 146V147H230ZM94 147H95V145H94ZM93 147V148H94ZM177 147V148H178ZM234 147V146H233ZM255 147V146H254ZM99 148V147H98ZM98 148L96 147V150H97V153H98ZM210 148V147H209ZM208 148V151L207 150H205V151H207L206 153H205V161L206 160H213V159H215V158H220V157H225V156H227L225 153H224V151L222 152V150L221 151H218L217 152V154H215L212 150H210ZM228 148V147H227ZM256 148H258V154H257V156H256V160H258V161H260L262 164H264V143H262V144H260V145H258V147H256ZM88 149V150H89ZM92 149V148H91ZM207 149V148H206ZM230 149V148H229ZM95 150V149H94ZM204 150H203V152H204ZM252 149H251V146L249 147L248 146V144L247 143H244V144H240V145H238V150H236L237 152H234V153H232L233 154V157H232V154L230 155V153H228L232 158H233V163L231 164V170L226 174V177H225V182L226 183H230V182H240V181H242V177H243V175H244V173H243V171H242V168L243 167H241L240 166V164H242V163H244V161H246V158H247V156L251 153L250 151H251ZM254 150V149H253ZM255 151V150H254ZM108 152V151H107ZM220 152V153H219ZM29 154V153H28ZM85 154V153H84ZM99 154V153H98ZM32 155H31V157H32ZM79 155V156H78ZM83 155V154H82ZM103 155V154H102ZM127 155V156H126ZM200 155H202V156H200ZM29 156H30V154H29ZM27 158H30V157H27ZM105 158V157H104ZM98 159V158H97ZM94 160V159H93ZM85 161H87V160H85ZM84 161V162H85ZM89 161H91V160H89ZM83 162V164H85ZM207 162V161H206ZM87 163V162H86ZM24 164H26V162L25 163H23V165ZM81 164V165H80ZM93 164V163H92ZM173 164H175V163H173ZM19 165V166H18ZM140 165H142V166H140ZM88 166H90V165H88ZM149 166H151V165H149ZM82 167H83V165H82ZM153 166H151V168H152ZM203 167H206V165H204V166H201L200 168H202L203 169V171L205 172V179H202V178H199L200 180H199V182L201 181V183H200V185L201 184H203L202 185V188H203V192H206V194H208L209 193V195L211 194V197H212V195L214 196V198H212V199H210V200H213L214 199V201H213V203H212V205L215 203V205L217 204V203H220L219 201L222 199V197L224 196V199L226 198L225 197V195H223V196H221V194H222V192L220 193V195L218 196V193H219V191L218 190H222V189H220V188H218L217 186H212L210 183H213L212 181L210 182V180H209V182H208V178L212 175V171L211 170H206V168L204 169ZM22 168H23V166H22ZM149 168V167H148ZM150 168V169H151ZM159 168V167H158ZM199 168V169H200ZM23 169H25V168H23ZM207 169H209V168H207ZM41 170V171H40ZM90 170V169H89ZM26 171V170H25ZM201 171V170H200ZM199 171V172H200ZM86 172V171H85ZM90 172V171H89ZM159 173L161 174V175H159V176H156V178L157 179H155V181H154V185L156 186V188L157 189H162L163 191H165V189L164 188H167L166 190L167 191H169V190H171L170 188L173 186V184H175L174 182H175V180H176V177L174 178V175H175V170H174V167H173V165H172V163H171V161L170 160H167V162H165V164L160 168V170H159ZM188 173H190L191 174V172H188ZM61 174H59V175H61ZM68 174V175H67ZM79 175V174H78ZM157 175V174H156ZM246 175L248 176V177H251V176H256L259 180H257L258 182L262 179V180H264V167H262L261 169H258V170H255V171H253L252 173H246ZM15 177V176H14ZM70 177V178H69ZM77 177V176H76ZM152 179H153V177H151ZM204 178V177H203ZM15 179V180H14ZM179 180H180V178H178ZM202 179V180H201ZM17 180V181H16ZM22 180V179H21ZM75 180V179H74ZM144 180V179H143ZM72 181V180H71ZM89 181V180H88ZM136 181V182H135ZM152 181V180H151ZM183 181H185V180H182L181 179V182H183ZM194 181V180H193ZM87 182V181H86ZM180 182V181H179ZM186 182V181H185ZM184 182V183H185ZM18 183V184H17ZM90 182H88L87 184H89ZM94 183V182H93ZM147 183V182H146ZM150 183H152V182H150ZM176 183H178V181H176ZM187 183V182H186ZM186 183H185V185H186ZM24 184V183H23ZM216 184V183H215ZM214 184V185H215ZM244 184V183H243ZM64 185V186H63ZM68 185V184H67ZM67 185H66V187H67ZM90 185H92V184H89L88 185V187L90 186ZM151 185V184H150ZM195 184H194V182H191V181H189V183H187V189H188V192H187V190H186V192H187V194H186V196H187V200L185 201V202H183V203H178L180 206L177 208V211H175L176 212V215H174V216H176V218H174L173 216H172V218L173 219H175V221L176 220H179V219H184V220H186V222H187V224H188V231H187V227H186V229H183V230H181V231H179L180 229H182L181 228V226H180V229H176L175 228V225L172 223H170V222H167L165 219H162L161 218V221L159 220V223H161L160 225V227L164 230V231H166V230H173L174 231V234H172V235H168V241L169 242H167L166 243V239H165V243L166 244H163V245H166V246H169V245H177V243H178V245H180V243H179V240L181 239V241L180 242H183V237H185V236H187V238H186V240H185V242H183L184 243V245L183 246H181V247H179V250L176 252V253H172V255H169V256H164V255H161V254H159V253H157V252H155V251H153L155 248L154 247H156L155 246V242H154V240L150 237V235H148V234H145V233H143L142 231H141V233H143L142 235H138V236H136V234L134 235V236H136L135 238H134V240H135V242H136V246H135V249H132V247H129L128 245L130 244L128 241V237H127V234H131V232L130 231H135V228H136V226H137V228L136 229H138L139 227L141 228V224H144L145 222L147 223V225L149 224L148 222H150L149 220H151V218L150 219H148L147 221H145L146 219H144V221L145 222H143V220H142V218H140V217H142V216H140L142 213L141 212H143L144 210H145V207H144V204L143 203H141V201L139 202V204L141 203L142 205L141 206H143L142 208L143 209H141L140 210V208H138L137 210H139L140 211V214H138V215H136V213H138L137 211H135V209L133 208L134 207V201L135 200H133L132 201V208L131 209H128L127 210V216L128 217H133V219H134V217L135 216H137V218H136V220L135 221H137V219L139 220L138 222H139V224L141 225H139L138 223H137V225L135 224L136 222L134 221V222H132V224H131V222H130V224H128L127 223V225L125 226V232L123 231H121V229H119V231L118 232H120L121 231V233L122 234H124V233H126L127 232V234H126V236H124V237H127V238H124L125 239V242H127V245L125 246V248H124V250L123 251H119V250H106V251H104V254H103V257L101 258V260L99 261V262H97V263H95V264H140V263H142V264H163V263H165V262H167V261H169L168 263H171L170 261H172L173 260V264H175V262L178 264V262H182V261H190L191 260V256H192V253H193V255H194V252H191L192 251V249L194 248V247H196V246H194V244L192 245V243L193 242H196V237L199 235V233L201 232V230L205 227V228H207V226H205V224H207V225H210L211 227H213V232H215V230L217 229H220V228H232L231 226L233 225V224H235V221H236V219L235 220H233L232 221V219L230 220L229 219V221H225V219H228V218H225L224 220H222V218L219 216V214L218 213H214V214H211L208 218H207V215H206V218L207 219H203L204 217H203V207L202 206H199V205H196L197 203H196V201H198V197H197V195H196V187L194 186ZM23 186V185H22ZM21 186V187H22ZM111 186V185H110ZM124 186V187H125ZM247 186V185H246ZM246 186H243L242 188H245ZM73 187V186H72ZM91 187V186H90ZM127 187H125V188H127ZM142 187V188H141ZM248 187V186H247ZM13 188H15V187H13ZM85 188H87V185H85L84 184V186H83V189L85 190ZM91 188H93V187H91ZM147 188V187H146ZM151 188V187H150ZM235 188V187H234ZM238 188V187H237ZM67 189V188H66ZM68 189H69V187H68ZM82 189V190H83ZM149 189V188H148ZM147 189V190H148ZM218 189V190H217ZM252 189V188H251ZM81 190V191H82ZM86 190H88V189H86ZM146 190V189H145ZM156 190V189H155ZM162 190H160V193H161V191ZM243 190V189H242ZM16 191V190H15ZM68 191H70V190H68ZM67 191V192H68ZM109 191V190H108ZM107 191V192H108ZM119 191V190H118ZM122 191V190H121ZM133 191V190H132ZM218 191V192H217ZM231 191H235V192H233L232 194H230L231 192H226V190H225V192L226 193H228V194H230L231 195V200L232 199H235V198H238V197H240V198H242V195H243V191L241 192V188H240V190L238 189H236V190H231ZM249 191V190H248ZM257 191H259V193H260V191H264V186H260V187H257L255 190H253V192H251V191H249L248 193H246V194H248L247 196H249V197H247L245 194V196L243 197V202H242V208L244 209V204H245V201L247 200V198H249L250 199V197H252V195L255 193V192H257ZM85 192V191H84ZM120 192V191H119ZM124 192V191H123ZM136 193H137V191H135ZM146 193H150L151 191L150 190H148V192L147 191H145ZM152 192H153V190H152ZM174 192V191H173ZM175 192H177L176 190H175ZM201 192V191H200ZM11 193V192H10ZM78 193H79V191H78ZM87 193V192H86ZM133 193V192H132ZM169 193V192H168ZM251 193V196L249 195ZM258 193V194H259ZM262 193V192H261ZM117 194V196H115ZM144 194V193H143ZM162 194V193H161ZM216 194H217V196H216ZM223 194H224V192H223ZM13 195V194H12ZM134 195V194H133ZM136 195V194H135ZM146 195V194H145ZM52 196V197H51ZM96 196V197H95ZM125 196V195H124ZM147 196V195H146ZM154 196H155V194H154ZM197 198H196V197ZM6 197H8V198H6ZM50 197V198H49ZM89 197V196H88ZM119 197V198H118ZM120 197H121V199H120ZM130 197V196H129ZM162 197V196H161ZM233 197V198H232ZM254 197V196H253ZM260 197H264V196H260ZM10 198H11V196H10ZM17 198H18V196H17ZM67 198V199H66ZM126 198V197H125ZM196 198V200H195V202H193L194 201V199ZM216 198H218L217 200H216ZM256 198V197H255ZM56 198L54 197V201L56 202V200H55ZM80 199V198H79ZM84 199H85V197H84ZM83 199V200H84ZM129 199V198H128ZM128 199H127V201H128ZM159 199V198H158ZM53 200V199H52ZM64 200H63V203H64ZM86 200L87 201H89V198L87 199V197H86ZM93 200V199H92ZM99 200V199H98ZM97 200V201H98ZM149 200V199H148ZM209 200V201H210ZM215 200H216V202H215ZM10 201V200H9ZM73 201H74V203H73ZM97 201H95V202H97ZM126 201V202H127ZM130 201V200H129ZM147 201V200H146ZM145 201V202H146ZM160 201H162V200H159L158 201V203L160 202ZM218 201V202H217ZM250 201V200H249ZM262 201H264V198H262ZM17 202V201H16ZM121 202L123 203V204H121ZM131 202V201H130ZM136 202H138V201H136ZM144 202V201H143ZM150 202V201H149ZM221 202H222V200H221ZM224 202V201H223ZM256 202V201H255ZM261 202V201H260ZM62 203V204H63ZM79 203V202H78ZM129 205H130V203L129 202H127ZM127 203H125V204H127ZM147 203H148V201H147ZM161 203H163V201L161 202ZM195 203V204H194ZM203 203V202H202ZM57 204L58 203H56L55 205L57 206ZM61 204V205H62ZM65 204V203H64ZM63 204V205H64ZM136 205H137V203H135ZM138 204V205H139ZM149 204V203H148ZM225 204V203H224ZM227 205H228V203H226ZM231 204H233L234 205V202L233 203H231ZM230 204V205H231ZM54 205V208L56 207ZM60 204L58 205V206H61ZM67 205V204H66ZM91 205V204H90ZM102 205V206H101ZM211 205V206H212ZM57 206V207H58ZM92 206V205H91ZM101 206V207H100ZM149 206V205H148ZM176 206H178V205H176ZM217 206V205H216ZM42 207V206H41ZM41 207L39 208V209H41ZM62 207V206H61ZM68 207H70V205L68 206ZM123 207V206H122ZM126 207H128V206H126ZM130 207V206H129ZM138 207V206H137ZM204 207H206V206H204ZM53 208V207H52ZM89 208H87L86 209V211L89 209ZM124 208H125V206H124ZM147 208V207H146ZM208 208V206L206 207V209ZM212 208V207H211ZM223 208V207H222ZM241 208V209H242ZM15 209V208H14ZM43 209V208H42ZM89 209V210H90ZM99 209V210H100ZM151 209V208H150ZM205 209V210H206ZM213 209V208H212ZM221 209V207H218V210H220ZM236 209V208H235ZM234 209V210H235ZM238 209V208H237ZM49 210V209H48ZM48 210H40L38 213H37V211H35V212H33V213H37V214H33V216H32V211L30 212V210H29V208H26V209H24V210H22L23 211V214L25 215V217L24 218H28L29 217V219H30V217H33V218H31L32 220H33V222H32V224L30 225V227L28 228V229H30V230H28L29 231V234H30V236H33L36 232H38L39 230H42V228H45V226L47 225V223H50V225H51V223L52 222H55V221H57L56 219L59 217V214H58V216L56 217V215H55V213H54V211L53 210H55V209H53L52 211H51V209L48 211ZM98 210V211H99ZM100 210V211H101ZM218 210H217V212H218ZM245 210V209H244ZM13 211V210H12ZM12 211H11V213H12ZM56 211V210H55ZM94 211H93V213H94ZM99 211V212H100ZM107 211V210H106ZM106 211H104V212H106ZM207 211V210H206ZM221 211V210H220ZM250 211V210H249ZM16 212H18V211H16ZM90 212H91V210H90ZM90 212H88V214H90ZM107 212H109V211H107ZM117 212H119V211H117ZM117 212H116V214H117ZM150 212V211H149ZM149 212H146V213H144L145 214V216L147 217V213H148V216H150L149 215ZM235 212V211H234ZM125 213H126V211H125ZM205 213V212H204ZM221 213V212H220ZM57 214V213H56ZM71 214V213H70ZM100 215L101 214H103V212L101 213H99ZM107 214V213H106ZM109 214V213H108ZM143 214V215H144ZM175 214V213H174ZM207 214V213H206ZM209 214V213H208ZM252 214V213H251ZM24 215H22V216H24ZM78 215V214H77ZM85 215V214H84ZM99 215V216H100ZM104 215H105V213H104ZM113 215H115V214H112V216ZM122 215V214H121ZM135 215V216H134ZM249 217H250V215L249 214H247ZM246 215V216H247ZM254 215V214H253ZM252 215V216H253ZM7 216V217H6ZM61 216V215H60ZM64 216H65V214H64ZM68 216H70L71 217V215H68ZM72 216H73V214H72ZM98 216V217H99ZM127 216H125V217H127ZM158 216V215H157ZM161 216H162V214H161ZM164 216V215H163ZM238 216H240V220L238 219L239 217ZM238 222H240V223H242L241 221V215H239L238 214ZM63 217V216H62ZM86 217V216H85ZM84 216L83 217H81V219L79 220V221H81L82 222V220H83V218H85ZM94 217V216H93ZM104 217V216H103ZM103 217H101V219L103 220ZM141 219V221H142V223H140V219ZM144 217V216H143ZM159 217H160V215H159ZM236 216H234L233 217V219L235 218ZM245 217V216H244ZM66 218V217H65ZM64 218V219H65ZM72 218V217H71ZM97 218V217H96ZM105 218V217H104ZM107 218V217H106ZM110 218V217H109ZM120 218V217H119ZM261 218V217H260ZM30 219V220H31ZM67 219H69V218H67ZM91 219V218H90ZM93 219H95V218H93ZM100 219V222L102 221ZM154 219V218H153ZM243 219V218H242ZM262 219H264V217H262ZM62 220V219H61ZM78 220V219H77ZM96 220V219H95ZM99 220V219H98ZM126 220H128L127 218H126ZM157 220V221H158ZM167 220H169L168 219V217H167ZM248 220V219H247ZM253 220V222L252 221H250L251 222V227H250V231H249V235L246 237V239L245 238H242L243 240H244V245L243 246H240L237 250H232V251H229V252H221V259L219 260V262L217 263V264H264V224H261L258 220L257 221H255L256 219H252ZM88 222V217L86 218V219H84V221L83 222ZM107 221V220H106ZM125 221V220H124ZM152 221H154V220H152ZM236 221V222H237ZM8 222V223H7ZM68 222V221H67ZM90 222H91V220H90ZM155 222H156V220H155ZM154 222V223H155ZM237 222V223H238ZM247 222V221H246ZM23 223V222H22ZM30 222H28V223H25V224H29ZM56 223V222H55ZM54 223V224H55ZM59 223V220L57 221V224ZM76 223H77V221H76ZM145 223V224H146ZM153 223V224H154ZM54 224H52V225H54ZM90 224H93V223H90ZM134 224V225H133ZM143 225V226H146V225ZM153 224L152 225H148L149 227H142V228H144V229H150L149 231H151V233H152V230H153V228L151 227V226H153ZM155 224H157V222L155 223ZM243 224V223H242ZM242 224H241V226H242ZM14 225V224H13ZM16 225V224H15ZM19 226H20V224H18ZM159 224H157V226H158ZM238 225V224H237ZM240 225V224H239ZM26 226V225H25ZM55 226V225H54ZM78 226V225H77ZM139 226V227H138ZM244 226V225H243ZM11 227V228H10ZM18 226L16 225V229L18 230V228H20V227H18ZM62 227H64V226H62ZM122 227V226H121ZM177 227V226H176ZM246 227V226H245ZM66 228H68V227H66ZM70 228H72V229H65V232H64V234L62 235L63 236V238L64 239H68V238H77V236H76V232L74 233V230L75 229H77L78 231L80 230V227L78 228H76L75 227V229L73 230V228L74 227H70ZM184 228V227H183ZM204 228V229H205ZM5 229H7V230H5ZM15 229V232L17 231ZM23 229V228H22ZM107 229V228H106ZM123 229V228H122ZM143 229V230H144ZM176 229V230H175ZM207 229H209V228H207ZM5 230V231H4ZM44 230V229H43ZM42 230V231H43ZM71 230V231H70ZM109 230V229H108ZM108 230H106V231H108ZM124 230V229H123ZM142 230V229H141ZM147 230V231H148ZM178 230V231H177ZM211 231H212V229H210ZM209 230V231H210ZM4 231V232H3ZM9 231H11L12 232V230H9ZM9 231L7 232V233H9ZM22 231L23 230H20L19 232H21L20 234H22ZM104 231V230H103ZM163 231V232H164ZM168 231V232H169ZM175 231H177V232H175ZM41 232V231H40ZM88 232H90V233H92V231H89V229H84L83 227H82V229L80 230V232H78V234L80 235V234H83L82 236H86V238H87V235L89 236L90 234H88ZM102 232V231H101ZM128 232H130V233H128ZM159 232H160V230H159ZM167 232V233H168ZM206 232V231H205ZM6 233V232H5ZM104 233V232H103ZM103 233H102V235H103ZM106 233V232H105ZM104 233V234H105ZM108 233V232H107ZM110 233V232H109ZM109 233L107 234L108 236H109ZM138 233H139V231H138ZM149 233V232H148ZM161 233V232H160ZM187 233V234H186ZM189 233V234H188ZM216 233V232H215ZM214 233V234H215ZM11 234V233H10ZM98 234V233H97ZM101 233H99V235H100ZM112 234H113V231H112ZM169 234V233H168ZM170 234H171V232H170ZM176 234V235H175ZM4 235H6V234H4ZM101 235V236H102ZM106 235V236H107ZM116 235H118V234H115L114 236V238H116L117 236ZM156 235V233L154 234V236ZM212 235H213V233H212ZM91 237L93 236V235H90ZM89 236V237H90ZM104 236V235H103ZM118 236H120V235H118ZM130 236V235H129ZM132 236V235H131ZM133 236V237H134ZM152 236V235H151ZM166 236V235H165ZM172 236V237H171ZM214 236V235H213ZM3 237V236H2ZM100 237V236H99ZM109 237H111V235L109 236ZM121 237V236H120ZM157 237V236H156ZM164 237V236H163ZM162 237V238H163ZM199 237V236H198ZM1 238V237H0ZM17 238H18V235H17ZM56 238V237H55ZM78 238H80L79 236H78ZM83 238H85V237H83ZM94 238V237H93ZM107 238V237H106ZM121 238H123V237H121ZM129 238H131V237H129ZM165 238V237H164ZM171 238V239H170ZM195 238V239H194ZM2 239V238H1ZM1 239H0V241H1ZM108 239H113V238H108ZM118 239V237L115 239V240H117ZM185 239V238H184ZM20 240H21V238H20ZM56 240V239H55ZM60 240L62 241L63 239L62 238H60ZM86 240V239H85ZM128 240V241H127ZM189 240V241H188ZM195 240V241H194ZM198 240V239H197ZM17 241V240H16ZM29 241H30V239H29ZM113 241V240H112ZM81 242V241H80ZM79 242V243H80ZM109 242H110V240H109ZM108 242V243H109ZM20 243V242H19ZM59 243H61V242H59ZM78 243V244H79ZM107 243V242H106ZM129 243V244H128ZM39 244H41V242H39ZM83 244H85L84 242L82 243V245ZM123 244H125V243H123ZM182 244V243H181ZM197 244V243H196ZM29 245V244H28ZM33 245V244H32ZM162 245V246H163ZM192 245V246H191ZM209 245V244H208ZM24 246V245H23ZM76 246V245H75ZM84 246V245H83ZM85 246H87V244H85ZM104 246H106V245H104ZM123 246V245H122ZM166 246H164L163 247V249L166 247ZM190 246H191V250H190ZM194 246V247H193ZM210 246V245H209ZM42 247V246H41ZM43 247H46V249H47V251H50V249L52 248V247H50V245H47V246H43ZM117 247H119V246H117ZM159 247V246H158ZM157 247V248H158ZM24 248V247H23ZM83 250H82V249ZM79 247V249H81V251L79 252L80 254H81V257L84 255V251H85V249L84 248H86V247ZM102 248V247H101ZM162 248V247H161ZM5 251V253H6V256L4 257V258H2L1 260H0V264H37L38 262H43L44 264H76V263H78V258L77 257H75V256H77L79 253H77L75 256L74 255H71L69 258H68V260H63L64 262H57V261H54L53 259V261L52 260H50V259H48V258H46V259H44V260H41V261H39L38 260V258H37V260H36V257L33 259H29L28 258V256H27V258H24V257H21V258H23L22 259V261H19V260H16L15 258H13L16 254H20V253H18V250H14L12 247H6V248H0V251ZM29 248H27V250H28ZM30 249H32L31 250V252H35L34 250H35V248L34 247H32V248H30ZM88 249V251L87 252H90L91 250L89 249V248H87ZM148 249H149V252H147L148 251ZM70 250V249H69ZM90 250V251H89ZM194 250H196V249H194ZM21 251V250H20ZM83 251V252H82ZM29 252V251H28ZM82 252V253H81ZM87 252L85 253V255L84 256H86V254H87ZM142 252L144 253V252H146L143 256H142ZM190 252H191V255H190ZM27 253V252H26ZM63 253V252H62ZM30 254V253H29ZM35 254V253H34ZM83 254V255H82ZM91 254H93V252L91 253ZM91 254H89V256L91 255ZM21 255V254H20ZM27 255H28V253H27ZM165 255H168V254H165ZM24 256V255H23ZM195 256V255H194ZM193 256V257H194ZM26 257V256H25ZM87 258H88V254H87V256H86ZM86 257H85V259H84V257H82V259L84 260V261H81V258H80V260L79 261H81V262H79L78 264H82V263H86V261L85 260H87L86 259ZM91 257V256H90ZM196 257V256H195ZM20 258V257H19ZM21 260V259H20ZM95 261H97V260H95ZM46 262V263H45ZM168 263H165V264H168ZM186 263H188V262H186ZM196 263V262H195ZM172 264V263H171ZM200 264V263H199Z\"/></svg>",
    "mask_w": 264,
    "mask_h": 264
}]
</instances>
